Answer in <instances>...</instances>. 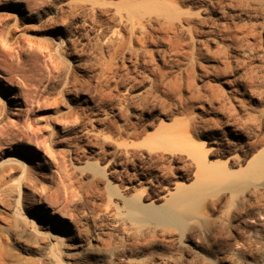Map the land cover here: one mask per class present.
I'll list each match as a JSON object with an SVG mask.
<instances>
[{
	"label": "rangeland",
	"instance_id": "374dc122",
	"mask_svg": "<svg viewBox=\"0 0 264 264\" xmlns=\"http://www.w3.org/2000/svg\"><path fill=\"white\" fill-rule=\"evenodd\" d=\"M262 154L264 0H0L1 264H264Z\"/></svg>",
	"mask_w": 264,
	"mask_h": 264
},
{
	"label": "bare ground",
	"instance_id": "6f19581e",
	"mask_svg": "<svg viewBox=\"0 0 264 264\" xmlns=\"http://www.w3.org/2000/svg\"><path fill=\"white\" fill-rule=\"evenodd\" d=\"M40 1L47 6H51L52 4L57 3L59 0H40ZM29 11H33V8L30 7ZM46 46L47 48H49L50 51H55V50L57 51L61 49L59 47L55 48L54 44H46ZM162 131L163 130L159 132L155 140L149 139L150 144L151 145L159 144L169 149H177V148L179 149V148L189 147L190 153L195 157L198 163L197 182L199 183V185H203L205 183V178L208 175H218V177L220 176L223 177L228 175V173L218 172V170L214 169L211 165L206 164L202 154L199 151H197L194 147L190 146L189 144L182 143L177 139L167 137L166 135H164V132ZM10 159L14 161L13 160L14 158L12 157L7 158V160ZM263 165H264V154L260 155V157L252 163L253 167H260ZM7 166L1 165L0 167V182L3 181L7 175H12V170L15 171V167L13 165H10L8 167ZM20 172L25 173V176L27 178L30 175L29 170L26 168ZM19 181H21V178L19 179ZM199 189H200L199 186L198 187L197 186L191 187L190 185L176 186L175 190L172 191L170 197L168 198V202L170 203V205H173L179 210L177 209L175 210L174 208L170 207V205L157 206L152 204H144L135 198H127L126 200H124V202L128 206L129 211L132 214L138 215L142 220L145 219L148 221H155L158 222L159 224H177V226L180 225L179 227H183L185 225L184 223L187 218V211L182 209L188 206L195 205V203L199 199ZM6 250H7V246L4 240L2 239V237L0 236V261L2 260Z\"/></svg>",
	"mask_w": 264,
	"mask_h": 264
}]
</instances>
